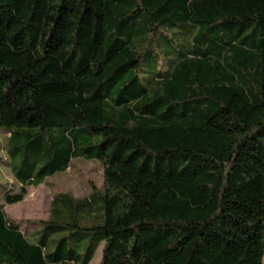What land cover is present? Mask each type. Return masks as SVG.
<instances>
[{
  "label": "trees",
  "instance_id": "obj_1",
  "mask_svg": "<svg viewBox=\"0 0 264 264\" xmlns=\"http://www.w3.org/2000/svg\"><path fill=\"white\" fill-rule=\"evenodd\" d=\"M0 128V264H262L264 0H0ZM74 158L103 187L27 238L4 205Z\"/></svg>",
  "mask_w": 264,
  "mask_h": 264
},
{
  "label": "rangeland",
  "instance_id": "obj_2",
  "mask_svg": "<svg viewBox=\"0 0 264 264\" xmlns=\"http://www.w3.org/2000/svg\"><path fill=\"white\" fill-rule=\"evenodd\" d=\"M7 138L8 131L0 128V203L5 189L16 192L19 188L10 168V158H13L14 162H19L20 157L17 153H13V156L10 153L11 157L9 153H6ZM39 164L38 167H41ZM93 185L96 188L103 187L101 163L96 160L74 158L64 172L46 177L37 186H28L23 200L16 204L4 205V210L7 217L17 222L22 233L31 239L33 231L39 226L38 222L47 218L49 202L53 195L70 192L75 197L82 198L91 192ZM38 235L40 232L33 236ZM103 243V241L99 243L89 264L102 263ZM262 264H264V258Z\"/></svg>",
  "mask_w": 264,
  "mask_h": 264
},
{
  "label": "crops",
  "instance_id": "obj_3",
  "mask_svg": "<svg viewBox=\"0 0 264 264\" xmlns=\"http://www.w3.org/2000/svg\"><path fill=\"white\" fill-rule=\"evenodd\" d=\"M50 203V202H49Z\"/></svg>",
  "mask_w": 264,
  "mask_h": 264
}]
</instances>
